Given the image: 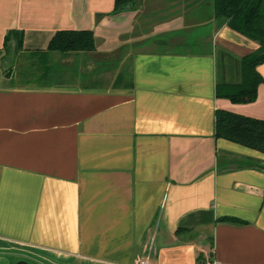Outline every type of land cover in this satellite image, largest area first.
Returning a JSON list of instances; mask_svg holds the SVG:
<instances>
[{"label": "crops", "instance_id": "crops-1", "mask_svg": "<svg viewBox=\"0 0 264 264\" xmlns=\"http://www.w3.org/2000/svg\"><path fill=\"white\" fill-rule=\"evenodd\" d=\"M113 9L0 0V264H264V152L215 135L217 111L264 120L263 82L250 102L217 94L258 42L212 0ZM63 29L95 49L47 52Z\"/></svg>", "mask_w": 264, "mask_h": 264}, {"label": "trees", "instance_id": "trees-1", "mask_svg": "<svg viewBox=\"0 0 264 264\" xmlns=\"http://www.w3.org/2000/svg\"><path fill=\"white\" fill-rule=\"evenodd\" d=\"M138 0H114L113 14ZM214 15L225 19L228 27L258 42L257 50L242 58V79L239 83L219 86L217 94L234 102H250L256 98V88L264 79L257 65L264 62V0H212ZM101 17V16H99ZM13 39L14 53L23 49V31L10 29L4 35L5 52H10ZM95 49L92 30H58L51 37L46 51L68 53ZM216 137L225 138L264 152V120L236 115L226 111L216 112Z\"/></svg>", "mask_w": 264, "mask_h": 264}, {"label": "rangeland", "instance_id": "rangeland-1", "mask_svg": "<svg viewBox=\"0 0 264 264\" xmlns=\"http://www.w3.org/2000/svg\"><path fill=\"white\" fill-rule=\"evenodd\" d=\"M12 64H13L12 59H11V56L9 54L7 55L6 58H4L3 60H0V72H1V74L2 75H5V74L9 75L11 72L13 73L14 70L11 68ZM87 74H90V75H88L89 77H87L86 78L87 80L84 81L85 85H88L90 83H96L98 85H108L113 80L112 75H115V73H112V72L107 73V74L105 72H103L99 78L94 79L95 75H93L91 73H87ZM87 74L85 73L84 76ZM117 75H118V78L121 79L122 74L120 73Z\"/></svg>", "mask_w": 264, "mask_h": 264}, {"label": "water", "instance_id": "water-1", "mask_svg": "<svg viewBox=\"0 0 264 264\" xmlns=\"http://www.w3.org/2000/svg\"><path fill=\"white\" fill-rule=\"evenodd\" d=\"M132 6V3L126 5L121 11L124 12L126 10H129ZM16 264H34V263H31V262H27V261H24V260H19Z\"/></svg>", "mask_w": 264, "mask_h": 264}, {"label": "built area", "instance_id": "built-area-1", "mask_svg": "<svg viewBox=\"0 0 264 264\" xmlns=\"http://www.w3.org/2000/svg\"><path fill=\"white\" fill-rule=\"evenodd\" d=\"M138 264H150L149 257L147 256L145 259L139 261Z\"/></svg>", "mask_w": 264, "mask_h": 264}]
</instances>
